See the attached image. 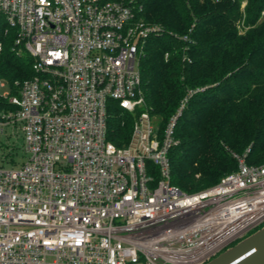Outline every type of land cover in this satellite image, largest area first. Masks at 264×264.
Listing matches in <instances>:
<instances>
[{
    "label": "built area",
    "instance_id": "1",
    "mask_svg": "<svg viewBox=\"0 0 264 264\" xmlns=\"http://www.w3.org/2000/svg\"><path fill=\"white\" fill-rule=\"evenodd\" d=\"M140 1L0 0V53L33 71L0 78V133L20 130L27 155L0 167V264H207L264 225V164L246 155L202 191L172 184L177 121L201 90L160 130L141 59L161 29ZM111 102L134 116L124 147L107 140Z\"/></svg>",
    "mask_w": 264,
    "mask_h": 264
},
{
    "label": "trees",
    "instance_id": "2",
    "mask_svg": "<svg viewBox=\"0 0 264 264\" xmlns=\"http://www.w3.org/2000/svg\"><path fill=\"white\" fill-rule=\"evenodd\" d=\"M241 1H140L144 21L161 29L141 59L142 92L160 130L189 91L201 90L189 97L175 129L179 144L170 152L172 184L186 193L236 172L234 155L264 164V0H249L244 35L237 28ZM32 76L27 55L0 53V78L10 87ZM108 115L107 140L124 147L134 116L115 102Z\"/></svg>",
    "mask_w": 264,
    "mask_h": 264
},
{
    "label": "rangeland",
    "instance_id": "3",
    "mask_svg": "<svg viewBox=\"0 0 264 264\" xmlns=\"http://www.w3.org/2000/svg\"><path fill=\"white\" fill-rule=\"evenodd\" d=\"M241 2L243 19L237 23V28L240 31V34L244 35L250 30V26L247 24L248 20H246L248 14L247 9L249 8V0H242ZM260 20H264V12L261 13ZM6 91H10V89H0V95L4 94V92ZM0 155V167L5 169H10L19 166L27 160V155L25 153L24 137L20 130L8 127L4 129L3 133H0ZM202 190L204 189H199L197 191L199 192ZM254 232L250 233L248 236L252 235Z\"/></svg>",
    "mask_w": 264,
    "mask_h": 264
},
{
    "label": "water",
    "instance_id": "4",
    "mask_svg": "<svg viewBox=\"0 0 264 264\" xmlns=\"http://www.w3.org/2000/svg\"><path fill=\"white\" fill-rule=\"evenodd\" d=\"M207 264H264V227Z\"/></svg>",
    "mask_w": 264,
    "mask_h": 264
}]
</instances>
